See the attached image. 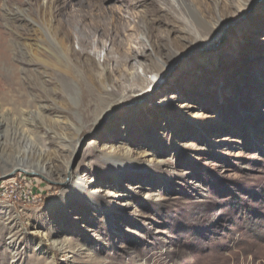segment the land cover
I'll use <instances>...</instances> for the list:
<instances>
[{
	"label": "rangeland",
	"instance_id": "1",
	"mask_svg": "<svg viewBox=\"0 0 264 264\" xmlns=\"http://www.w3.org/2000/svg\"><path fill=\"white\" fill-rule=\"evenodd\" d=\"M185 1L0 0V174L21 163L53 192L18 207L20 219L0 203V264H264V0H245L244 19L238 0H197L202 26ZM120 13L135 30L132 60L76 40ZM50 15L72 27L76 51L121 65L122 80L57 69L67 65ZM219 31L217 49L192 52ZM130 83L141 86L124 96ZM110 125L133 145L94 144Z\"/></svg>",
	"mask_w": 264,
	"mask_h": 264
},
{
	"label": "bare ground",
	"instance_id": "2",
	"mask_svg": "<svg viewBox=\"0 0 264 264\" xmlns=\"http://www.w3.org/2000/svg\"><path fill=\"white\" fill-rule=\"evenodd\" d=\"M185 4L188 8H190L193 11V15H194L196 21L198 22V24H200V26L205 25V24L208 25V22H207L206 17H205L206 16L205 10L203 9V7L201 6L199 1H197V0H190L189 2L185 1ZM237 6L242 11L241 13L243 14L245 12L244 10L246 9L245 0H238ZM242 9H244V10H242ZM98 17H100V16H98ZM183 17H186V16L183 15ZM158 19L159 18H155L156 21H159ZM246 22H247L246 20L239 21L236 25V28L231 30L230 35L237 33V32H238V34L240 32H242V27H243L244 23H246ZM53 24H54L53 17L51 15L46 17L47 30L49 33H51L53 28L55 29L56 45L58 46V49L63 54L64 61L66 62V65H67V68L63 69L59 64H57L56 65L57 69L64 71L67 75H69L73 78H77L75 75V72H74L75 69L73 70V66L76 67V66L80 65L83 68L88 69L87 72H88V76L90 79L93 80L95 78V76L91 72V71H93L94 73H96L98 81L102 84H104L106 82V84H107L106 86H109V87H111L112 82H114L112 79L114 74L117 75L119 78L116 81L120 82L122 80V73H121L122 66L121 65L118 66L117 68L114 67L113 69H111V68H109V66H107V64H105L106 62H108L107 58L105 59L104 63H101V62H97L96 60L92 59L88 55V53L85 49H83L80 52L76 51L74 49V32H73L72 27H70L64 23L61 26L58 25V26L54 27ZM210 25L211 24H209V26ZM91 26L92 27L89 28L88 30H87V28H88L87 25L84 27L82 26L76 32V34H77L76 40H78V43L83 48H86V46L91 43V39H93V37H95V39L97 40V47L109 42L113 47H116L118 49V51H120L119 53L122 52L123 54H126L132 60L131 56H132L133 50H132V48H129L127 46V42L131 41V39L133 38V32H135V30L133 28H131V25H130L128 18L123 13H120L117 16V18L113 22L110 23V26L105 24L102 20H95L91 24ZM174 31L175 30L173 28L170 29V33L171 32L173 34L178 33V35L181 34L180 35L181 38H183V37L185 38V36L182 35V29L178 30L179 32H174ZM220 32L221 31H219L215 35L216 38L214 40L218 39ZM197 37H202V33L198 30H197ZM211 42H207L205 39L200 38V42L197 45L196 44L193 45V51L192 52L200 53L202 51H206V50L213 49V48L217 49L215 47H218L219 45H217V43L211 44ZM194 46H196V47H194ZM180 59H182V56H180V58L177 61H179ZM58 61H59V63H62V61H60V60H58ZM125 62H126V60H124L123 63H125ZM44 64H45L46 68L51 66V62L47 61V60L45 61ZM165 67H167L165 64L158 67V69L153 67L152 79L150 80V86L153 85L155 82H157V80L159 78V74L164 72ZM126 73L127 72H125V74ZM159 84H161V83H159ZM135 85H136V83H130L128 86H121L124 90V93H123L124 96H126L125 93L131 94L133 92L134 93L137 92L138 87L140 88L141 85H137V86H135ZM159 88L160 87H158L157 89H159ZM112 90H114V89H112ZM145 95H146V93H145ZM49 98H52V94H49ZM148 98L149 97H147L145 101H147ZM171 102H172V100L170 98H167L165 101H163V104L164 103L168 104ZM136 104H138V103H134V105H136ZM191 105L193 106V104H191ZM191 105H189V106H191ZM44 116L49 120H51V118H52V111H51V107L49 104L45 105ZM124 128L127 129L126 127H124ZM123 132H125L124 129L112 128L110 125L105 130L106 134H102V132H99L94 136L93 143L97 144V143L104 142V144H103L104 146L113 147L114 144L116 142H118L117 141L118 138L122 139V137L124 136ZM121 139L119 141H122ZM122 142L125 145H129V146L133 145L131 141H126L125 138H124V141H122ZM125 148L128 152H130V149L128 147L125 146ZM142 154L143 153H140V155H142ZM151 154L155 155L152 152H151ZM106 190H107L106 195H108V196H111V195L118 196L121 193V191H118L116 189L115 190L114 189H106ZM93 192L94 193L98 192V189L97 188L94 189Z\"/></svg>",
	"mask_w": 264,
	"mask_h": 264
},
{
	"label": "built area",
	"instance_id": "3",
	"mask_svg": "<svg viewBox=\"0 0 264 264\" xmlns=\"http://www.w3.org/2000/svg\"><path fill=\"white\" fill-rule=\"evenodd\" d=\"M1 175L0 203L5 205L13 216L16 212L20 214V206L36 205L53 198V192L46 190L44 182L34 175L24 171L5 179L1 178Z\"/></svg>",
	"mask_w": 264,
	"mask_h": 264
},
{
	"label": "water",
	"instance_id": "4",
	"mask_svg": "<svg viewBox=\"0 0 264 264\" xmlns=\"http://www.w3.org/2000/svg\"><path fill=\"white\" fill-rule=\"evenodd\" d=\"M256 4H257V2H255L252 6H256ZM248 12L249 11H246V12H244V14L242 15V17H241V19H244L247 15H248ZM236 23V22H235ZM235 23H231V24H229V25H227L226 26V28L227 27H231V26H233L234 27V25H235ZM225 31V30H224ZM224 31H222V33H221V35L224 33ZM220 44V39H218V41H217V45H219ZM181 61V60H180ZM177 66H178V63H176V65L174 64V65H172L171 67H170V69L168 70V73H167V76L165 77V78H163L162 79V81H161V84L158 86V87H160L164 82H166V80H167V78L175 71V69L177 68ZM157 87V88H158ZM156 88V89H157ZM155 89V90H156ZM146 100V99H145ZM144 102V100L142 99L140 102ZM81 144V147H82V141L79 143V145ZM73 165H74V163H73ZM19 171H24V172H27L28 174H30V175H34V174H36L37 175V173L36 172H34V171H29V170H27L25 167H23V165L20 163L19 165H17V166H14L12 169H11V171H9V172H7V173H3L2 175H1V178H3V179H5V178H8V177H11V176H14L17 172H19ZM45 179L46 180H48L49 182H52V183H55V181H52V180H50V179H47L46 177H45ZM52 202V200H48L47 201V203L49 204V203H51ZM16 215V218L17 219H20V214L19 213H15Z\"/></svg>",
	"mask_w": 264,
	"mask_h": 264
}]
</instances>
